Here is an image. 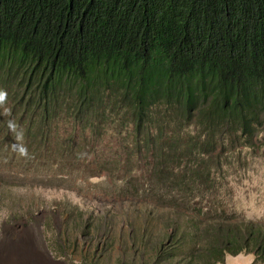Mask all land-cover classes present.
Returning a JSON list of instances; mask_svg holds the SVG:
<instances>
[{"label": "trees", "instance_id": "obj_1", "mask_svg": "<svg viewBox=\"0 0 264 264\" xmlns=\"http://www.w3.org/2000/svg\"><path fill=\"white\" fill-rule=\"evenodd\" d=\"M0 101V147L83 161L153 207L121 264H264V223L220 181L264 131V0H0Z\"/></svg>", "mask_w": 264, "mask_h": 264}, {"label": "rangeland", "instance_id": "obj_2", "mask_svg": "<svg viewBox=\"0 0 264 264\" xmlns=\"http://www.w3.org/2000/svg\"><path fill=\"white\" fill-rule=\"evenodd\" d=\"M2 103L0 117L11 111ZM60 126L53 133L55 146L66 135ZM229 156L220 179L228 210L264 223V131L253 148ZM62 165L0 147V264H121L127 257L120 235L128 237L131 224L144 222L153 207L110 173L94 176L95 167L83 161L72 169ZM225 263L255 264V257L227 255Z\"/></svg>", "mask_w": 264, "mask_h": 264}]
</instances>
